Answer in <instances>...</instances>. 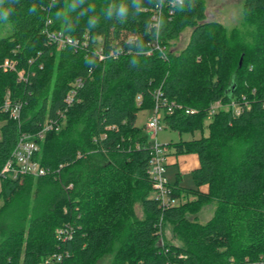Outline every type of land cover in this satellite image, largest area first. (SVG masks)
<instances>
[{
	"label": "trees",
	"instance_id": "16d2710c",
	"mask_svg": "<svg viewBox=\"0 0 264 264\" xmlns=\"http://www.w3.org/2000/svg\"><path fill=\"white\" fill-rule=\"evenodd\" d=\"M183 1L156 30L152 11L161 0H0V172L21 133L48 121L60 126L45 133L36 156L50 174L1 180L0 264H98L108 256L110 264H264V0L243 2L247 35L206 21L205 0ZM187 27L188 45L172 52ZM46 29L88 38L87 46L50 44ZM156 39L166 59L146 54ZM100 47L123 54L100 61ZM6 60L16 71L3 69ZM158 89L197 110L165 112L166 126L202 134L166 144L200 159L194 188L170 184L179 200L171 208L151 197L152 142L137 125ZM8 97L22 102L20 123L3 111ZM234 100L239 114H209L216 102ZM208 205L213 215L201 223ZM168 223L177 242L161 244Z\"/></svg>",
	"mask_w": 264,
	"mask_h": 264
},
{
	"label": "built area",
	"instance_id": "2783aa9c",
	"mask_svg": "<svg viewBox=\"0 0 264 264\" xmlns=\"http://www.w3.org/2000/svg\"><path fill=\"white\" fill-rule=\"evenodd\" d=\"M183 0H161V4H157L152 11L151 18V28L159 30L164 17L168 19L172 18L175 14L176 8L183 5ZM49 40L50 44H55L61 48L68 46L74 47L76 50L81 47L87 46V39L80 41L75 39L70 35H65L62 32H51L47 29L44 31ZM150 49L146 51L147 55L153 54L154 51H159L163 58L166 59V54L164 48L161 47L158 40L148 43ZM94 53L99 57L100 61H107L109 59L116 60L122 54L123 50L118 49L110 54H106L102 47L96 49ZM4 70L16 71V62L11 60H6L3 65ZM18 80L26 81V74L23 72V75L20 72H17ZM71 91L67 96V103L71 104L74 101L75 96L77 95L78 89L82 86V81L78 79L73 85H71ZM155 104L151 117L149 118L146 129L148 132H152L155 135L162 128L165 127L164 115L165 112L173 114L177 110H182L187 115H192L197 113L196 109L184 107L181 104L176 102H169L167 98L164 97L161 89H158L154 94ZM245 100V98H243ZM22 104L19 102H11L8 97L4 106L3 111L9 114V118L20 123L21 121V111ZM232 109L236 114L240 112V105L238 102L231 101L227 104L222 102H216L212 105L209 114L212 116L214 113L221 109ZM56 123L51 121L46 122L42 130L37 133L24 132L21 133L17 141L16 146L11 152L10 157L6 161L0 172V180L10 178L12 180H18L23 177H40L50 174L51 170L45 167L36 156L40 153V141L44 139L46 129H52ZM50 127V128H48ZM56 130L60 126L56 125ZM48 131V130H47ZM150 162H149V177L151 180L152 191L155 193L154 198L160 202L161 207L171 208L179 203V200L172 196V188L166 177V162L168 157V147L166 144L161 145L156 142L150 144ZM60 255L54 254L52 259L59 260ZM168 264H178L177 262Z\"/></svg>",
	"mask_w": 264,
	"mask_h": 264
},
{
	"label": "rangeland",
	"instance_id": "374dc122",
	"mask_svg": "<svg viewBox=\"0 0 264 264\" xmlns=\"http://www.w3.org/2000/svg\"><path fill=\"white\" fill-rule=\"evenodd\" d=\"M243 2L244 0H205L206 5V21H215L223 24L228 30H231L233 28H237L241 35H247L251 30L252 26H250L248 23L244 22V16H243ZM192 30L190 28H185L179 35V37L176 40H173L172 43V52L178 53L181 50H183L189 43L190 36H191ZM246 37V36H245ZM247 38V37H246ZM248 39V38H247ZM20 74L23 75L24 70H19ZM18 76V74H17ZM9 94V93H8ZM22 104V102H19ZM152 112L149 110H144L142 112L138 113L137 117V125L139 127H145L149 118L151 117ZM4 122L0 121V140L2 139V132L1 127L3 126ZM207 124V123H206ZM50 128V127H48ZM46 129L45 131L47 132ZM147 138L150 142H156L158 144L164 145L169 144L171 142H177L180 139H198L202 136L200 131H195L193 134L188 132H178L174 131L166 126H162V128L157 132L155 135L152 132H148L147 129ZM208 134V129L205 128L203 130V135ZM44 140V139H43ZM40 141V142H43ZM40 160V158H39ZM41 161V160H40ZM168 169V167L166 168ZM170 170V171H169ZM168 172L166 170V177L169 181V183L173 184V180H171L169 177H171V174L174 172V177L176 175V172L174 168H169ZM1 184V180H0ZM180 185H182L186 189L194 188V182L192 179L191 174H186L183 176V179L180 181ZM1 190V185H0ZM155 193L151 194V197H154ZM184 198V197H183ZM3 203V199L0 198V206ZM214 207L211 205L204 206L201 211L198 213V219L201 223L207 222L213 215ZM136 213L139 217L143 215V209L140 207V205H136ZM190 218H192L191 215H188ZM160 242L167 243V242H177L173 225L168 223L166 227L164 228V234L160 237ZM111 256H108L106 258H103L98 264H110Z\"/></svg>",
	"mask_w": 264,
	"mask_h": 264
},
{
	"label": "crops",
	"instance_id": "0c3cea01",
	"mask_svg": "<svg viewBox=\"0 0 264 264\" xmlns=\"http://www.w3.org/2000/svg\"><path fill=\"white\" fill-rule=\"evenodd\" d=\"M180 140H185V139H180ZM166 163H167L166 168L168 167V169H166L167 172L169 168H174L176 172L175 177H174V172L171 174V177H169L171 180H173V182L175 180L173 184H178L179 187H183L182 185H180V181L183 179V176L186 174H191L193 170L197 169L200 166V159H199V155L196 153H185V154L177 155L174 154L171 150L168 152ZM173 184L171 183V185ZM200 190L202 192H208V187L202 186L200 187Z\"/></svg>",
	"mask_w": 264,
	"mask_h": 264
},
{
	"label": "water",
	"instance_id": "95a60500",
	"mask_svg": "<svg viewBox=\"0 0 264 264\" xmlns=\"http://www.w3.org/2000/svg\"><path fill=\"white\" fill-rule=\"evenodd\" d=\"M242 61H240V65H241ZM235 86H232V88L229 90L228 94L231 96L234 92Z\"/></svg>",
	"mask_w": 264,
	"mask_h": 264
}]
</instances>
